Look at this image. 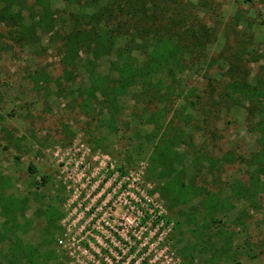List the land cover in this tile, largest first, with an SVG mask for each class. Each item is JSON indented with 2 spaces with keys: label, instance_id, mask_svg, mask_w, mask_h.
Segmentation results:
<instances>
[{
  "label": "rangeland",
  "instance_id": "374dc122",
  "mask_svg": "<svg viewBox=\"0 0 264 264\" xmlns=\"http://www.w3.org/2000/svg\"><path fill=\"white\" fill-rule=\"evenodd\" d=\"M129 1H118L123 11ZM48 2L60 38L38 33L35 42L21 43L0 20V195L28 199L19 228L10 226L0 243V264H14L11 243L37 251L40 264H264V175L258 187L250 181L264 162L260 121L249 101L225 96L233 80L264 86V0H156L139 19L112 0H94L84 10L83 2ZM6 7L0 0V15ZM18 8L30 25L34 1L12 10ZM89 16L121 36L99 59L82 46L65 68L62 40ZM136 22V36L127 38L123 33ZM152 22L175 41L191 29L209 37L173 80L159 72L153 77V84L162 80L175 89L166 113L162 103L141 97L137 84L120 99L111 131L102 121L106 113L80 109V92L90 86V73L116 79L110 62L122 51H131L133 69L141 67L151 52L143 36H152ZM189 90L194 97L184 95ZM157 125L185 133L175 146V167L224 206L214 224L209 218L211 225L203 224L205 196L172 210L160 197V182L150 176V155L163 131ZM239 187L247 191L243 198L232 192ZM52 208L61 218L48 234L45 213ZM4 221L0 214V234Z\"/></svg>",
  "mask_w": 264,
  "mask_h": 264
},
{
  "label": "trees",
  "instance_id": "16d2710c",
  "mask_svg": "<svg viewBox=\"0 0 264 264\" xmlns=\"http://www.w3.org/2000/svg\"><path fill=\"white\" fill-rule=\"evenodd\" d=\"M7 3V7L0 15V20L5 22V24L10 27L18 38V41L25 44H30L37 40V34H49L52 33L55 38H60L58 31L54 28L53 12L51 10L48 0H33L36 6L35 9L29 14L30 25H25L22 9L18 8L17 11L12 10L13 6L23 2L24 0H4ZM73 5L80 6L82 4L81 10L92 8L94 0H67ZM114 3L118 4V8L123 11V6L119 4V0H112ZM154 0H130L127 4L128 7L124 9L122 13L126 16H131L132 19H139L138 15L145 13L144 5L149 4L150 9L153 8ZM131 2V3H130ZM141 12V13H140ZM89 21L85 23L84 27L82 23H77L75 33L70 36L69 39L62 40V49H64L65 60L63 65L65 68L72 65L78 51L80 48L85 47L91 51L95 56V59H99L102 56L108 55L113 46L114 38L121 36V34H114L113 31H109L103 28L104 26L101 20L98 18L86 17ZM107 23H104V25ZM122 24H125L122 22ZM90 27V28H87ZM131 30H127V38H131L135 32L139 30L138 24L136 22L135 26L130 27ZM152 36H143L141 32V39L143 36L145 47L151 48L149 54L145 53L148 59L142 64L141 67L133 69L136 60L130 56V50L122 51L115 61L110 62L112 70L117 74L116 79H111L107 76H99L97 74L90 73V86L80 92V96L84 97L82 103L80 104V109L85 113L89 114L90 111L96 116H103L104 113L107 117L102 121L108 128L112 131L115 130L118 120V113L120 111L119 102L120 99L125 96L128 91L137 84H140L141 92L140 96L151 102H158L164 105L163 113L167 112V107L172 103V98L175 95V89L171 84L165 85V83L160 80L158 85L153 84V77L156 74L164 73L166 76L174 79L173 76L176 72H183L186 68V58L191 57V54H195L199 49H201V42H203L202 37L208 38L209 31L202 32L196 30H187L181 37L173 40L169 36L168 31H162L159 27H155L154 22L149 24ZM117 30V29H116ZM14 40V39H13ZM130 46L129 41L126 47ZM144 47V46H143ZM3 47H0V50ZM146 48V49H147ZM197 58V57H193ZM264 60V55L261 57ZM120 61L122 65L119 66ZM66 76V77H65ZM70 74L64 71V78H68ZM242 80H233L227 84V89L225 96L227 99L234 101L237 96L242 97L246 101H249V106L258 117L260 123V132L262 133L263 150H264V86L257 88L251 87L248 84H239ZM164 92V93H162ZM186 97H194V90H189L184 93ZM185 97V100L187 98ZM198 99V98H197ZM142 101V99H141ZM92 102L94 103L92 109ZM191 107L194 106L193 102L188 103ZM98 106V107H96ZM100 117V118H101ZM163 128L162 134L158 136L156 146L153 148V153L150 155L152 172L150 176L155 174L157 180L160 182L158 186V193L164 203H166L168 209L172 210L174 208L188 204L189 202L197 199L201 196H205L206 199L200 200L199 204L204 210V220L203 224L205 227L209 224H214L216 219V213L219 212L224 206L219 204L217 197H214L210 192L205 189H196L191 182V177L188 181H184L180 177L181 172L178 173L176 169V157L177 150L175 146L184 140L185 133L182 131H177L169 125L168 127H163L162 125H157V131L160 132ZM156 134V133H155ZM157 136V134H156ZM28 170L30 174L35 175L37 169L34 165H29ZM261 175H264V162L258 166V168L251 173L250 181L252 182L251 187H258V181ZM1 180V179H0ZM42 184H46V178L42 177ZM2 182V181H1ZM6 184V181L3 182ZM36 184V183H35ZM252 195L255 194V189L251 188L249 190ZM248 191V192H249ZM234 195L239 198H243L244 191L242 188L234 189ZM28 204V199L22 198L17 199L13 195L5 196L0 195V214L4 217L5 221L3 223L4 233L0 234V243L4 240V236L7 235L10 226L19 228V216H23ZM46 218V231L50 229L58 230L59 227L56 225L60 220L61 216L59 211L50 209L48 213H45ZM206 218H209L210 223H207ZM195 219L192 218L190 222H194ZM210 224V225H211ZM8 226V227H7ZM49 234V232H48ZM52 241V235L50 234ZM12 243L10 248H14L12 254L14 264H40V260L37 258V251L32 249L23 250L21 247H15ZM223 252V251H222Z\"/></svg>",
  "mask_w": 264,
  "mask_h": 264
}]
</instances>
